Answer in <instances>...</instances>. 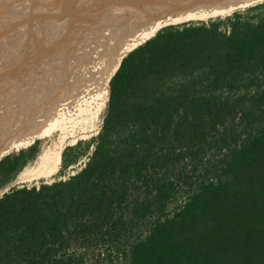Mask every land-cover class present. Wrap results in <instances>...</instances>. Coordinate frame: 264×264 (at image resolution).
I'll use <instances>...</instances> for the list:
<instances>
[{
    "label": "trees",
    "instance_id": "obj_1",
    "mask_svg": "<svg viewBox=\"0 0 264 264\" xmlns=\"http://www.w3.org/2000/svg\"><path fill=\"white\" fill-rule=\"evenodd\" d=\"M263 8L165 27L115 72L118 56L85 166L0 196V264H82L73 240L106 246L142 221L128 264H264ZM38 145L0 160V191Z\"/></svg>",
    "mask_w": 264,
    "mask_h": 264
},
{
    "label": "bare ground",
    "instance_id": "obj_2",
    "mask_svg": "<svg viewBox=\"0 0 264 264\" xmlns=\"http://www.w3.org/2000/svg\"><path fill=\"white\" fill-rule=\"evenodd\" d=\"M34 1V7L25 5L28 9L25 12L43 14L45 2ZM262 2L264 0H58L56 5H51L48 16L42 21L53 23L56 26L53 32L62 34L50 43L49 52L44 50V45L47 46L44 44L43 52L36 53L41 63L40 71L38 68L33 71L39 75L38 86L34 85L32 90L25 87V92L21 89V95L15 99L17 102L10 101L3 108L2 85L13 82L10 75L2 73L0 66V153L52 129L59 132L58 139L43 146L34 162L19 173L17 182L28 184L53 176L60 166L66 140L95 126L109 96V72L118 56L115 72L127 54L165 27L224 17ZM55 8L57 13L54 14ZM12 40L5 44L8 51L3 56L6 66L16 68L20 64L14 65L13 58L25 39ZM38 116L43 118V125L35 132Z\"/></svg>",
    "mask_w": 264,
    "mask_h": 264
},
{
    "label": "rangeland",
    "instance_id": "obj_3",
    "mask_svg": "<svg viewBox=\"0 0 264 264\" xmlns=\"http://www.w3.org/2000/svg\"><path fill=\"white\" fill-rule=\"evenodd\" d=\"M40 1L45 2V4L43 5L45 7L42 8L43 14L40 13L37 14V11L34 12L32 10H29V12L27 13L25 12L26 9L24 8L25 5L27 7H31L35 5L34 0H0V2H2L3 4L0 7V18L2 19V20L0 19V29H1L0 30L1 31L0 32V62L2 63L0 64V66L2 65V71L3 70L5 71V72L3 71L2 73H5L6 75H10L9 77L13 82V83L7 82L4 85H2V89H3L2 108L5 106L6 103L9 104L10 101L17 102L15 99L18 95H21V89H24L23 92H25L26 90L25 87H27L29 90H32L35 87L34 85L38 86L37 77L39 75L35 73L36 71L35 72L33 71L37 68H38L37 71H40L41 63L38 60L36 53L43 52L42 46L44 44H47V46L44 45V50L46 52H49L50 48L48 46L50 45V43L54 39H57V37H59V35L62 34V33H58V31L53 32L56 26L53 23L50 24L48 20L45 23H43V21L46 19V17L49 14L48 11H50V6L56 5L55 3L58 0H51V1L40 0ZM247 9L239 10V11H245ZM55 10L56 8L52 10V13L54 14L57 13L54 12ZM253 14L259 16L264 15V8L257 12H253ZM6 15L9 17H7ZM230 15L224 17H218L217 19H222V18L225 19ZM214 20H216V18H214ZM191 22H196V21H191ZM198 22H206V21H198ZM53 33H56L58 35ZM22 38L25 39V43L21 45V47L15 53L13 58L14 65L20 64L19 65L20 67H16L19 71H16L15 67L13 66L10 67L9 65H7L8 67L6 66L7 61L3 55L8 51L6 50L7 49L5 46L6 43H12L13 42L12 39L18 40ZM38 54L41 55L42 53H38ZM42 63L44 62L42 61ZM12 75H15V80H12ZM3 80L4 78H2V81ZM29 92L30 91H28V94ZM104 109L99 115V118L97 119V122L93 128H86L79 135L75 136V138L71 137L72 139L68 138L66 140L62 151L60 166L53 174V176L39 181H34V183H28V184H19L16 178L15 181H13L9 185H7L3 190L0 191V196L8 192L13 187H20L23 185L27 187H31V186H39L41 182H43L44 184H51L53 182L65 181L70 176L79 172L85 166L86 162L88 161V159L92 154L96 137L99 134L103 124ZM25 125H26L25 127H27L28 120L25 122ZM42 125H43V118L39 117L36 120V124L34 125L35 132H38ZM58 133L59 132L57 130L52 129L47 134L38 138H33V140L29 142H25L17 148L7 149L6 151L0 153V160L7 154L15 153L16 151L29 148L37 140L39 141L38 150L40 152L43 146H46V144L50 143L51 141H55L58 139ZM50 136H52V138ZM63 157H64V163L62 161ZM181 198H182L181 193L176 192L172 204H176L179 200H181ZM125 216L127 218L128 214H126ZM147 227H148L147 221H142L141 223L138 222V227L131 237L125 235L116 242H107L106 246L93 245L90 242L87 243L89 245L87 244L83 245L80 240H73L71 242V246L69 248L68 253H74L77 257V260L82 262V264H128L129 263L128 252L131 242L134 240V238L141 236L142 233L145 232Z\"/></svg>",
    "mask_w": 264,
    "mask_h": 264
},
{
    "label": "water",
    "instance_id": "obj_4",
    "mask_svg": "<svg viewBox=\"0 0 264 264\" xmlns=\"http://www.w3.org/2000/svg\"><path fill=\"white\" fill-rule=\"evenodd\" d=\"M126 57V56H125ZM120 67V66H119ZM119 69V68H118ZM16 152H18V151H16Z\"/></svg>",
    "mask_w": 264,
    "mask_h": 264
}]
</instances>
